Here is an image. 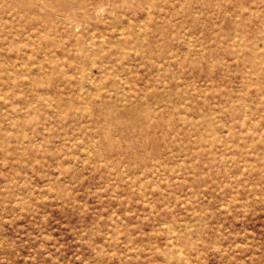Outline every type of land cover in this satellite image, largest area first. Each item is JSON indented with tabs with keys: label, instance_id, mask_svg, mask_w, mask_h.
Masks as SVG:
<instances>
[{
	"label": "rangeland",
	"instance_id": "1",
	"mask_svg": "<svg viewBox=\"0 0 264 264\" xmlns=\"http://www.w3.org/2000/svg\"><path fill=\"white\" fill-rule=\"evenodd\" d=\"M0 264H264V0H0Z\"/></svg>",
	"mask_w": 264,
	"mask_h": 264
},
{
	"label": "bare ground",
	"instance_id": "2",
	"mask_svg": "<svg viewBox=\"0 0 264 264\" xmlns=\"http://www.w3.org/2000/svg\"><path fill=\"white\" fill-rule=\"evenodd\" d=\"M104 3V2H103ZM103 3H101V4H103ZM29 5H30V2H29ZM147 7V6H146ZM31 8H33V6L31 7ZM97 8V7H96ZM42 11V10H41ZM29 12V11H28ZM99 12V11H98ZM149 13V12H148ZM96 14H97V12H96ZM68 15V14H67ZM70 18H72V17H70ZM69 18V19H70ZM72 20V19H71ZM121 21V20H120ZM75 22V21H74ZM142 23V22H141ZM88 25V24H87ZM122 26V25H121ZM104 27V26H103ZM123 27V26H122ZM129 27V26H128ZM77 28V27H76ZM36 33V32H35ZM78 33V32H77ZM120 34V33H119ZM121 35V34H120ZM102 38V37H101ZM27 40V39H26ZM13 41V40H12ZM88 42V41H87ZM33 46H34V44H33ZM97 49V48H96ZM119 50V49H118ZM119 52V51H118ZM101 55V54H100ZM28 56V55H27ZM38 62H40V61H38ZM41 63V62H40ZM93 63V62H92ZM94 64V63H93ZM40 67V66H39ZM89 68H90V65H89ZM84 69V68H83ZM87 70V69H86ZM90 70V69H89ZM112 71V70H111ZM84 74V73H83ZM86 74V73H85ZM117 75V74H116ZM102 76V75H101ZM114 78V77H113ZM34 79V78H33ZM98 79V78H97ZM21 81V80H20ZM98 81V80H97ZM86 83V82H85ZM97 83V82H96ZM98 84V83H97ZM83 85H84V83H83ZM97 86V85H96ZM95 86V87H96ZM84 89V88H83ZM98 89H99V87H98ZM23 91V90H22ZM82 93V92H81ZM111 94V93H110ZM140 95V94H139ZM138 96V95H137ZM118 97H119V95H118ZM41 100V99H40ZM39 101V100H38ZM85 104V103H84ZM87 107V106H86ZM126 109V108H125ZM88 110V109H87ZM127 110V109H126ZM82 111V110H81ZM90 112V111H89ZM92 116V115H91ZM39 143V142H38ZM40 144V143H39ZM179 253V252H178ZM182 254V253H181ZM186 260V259H185Z\"/></svg>",
	"mask_w": 264,
	"mask_h": 264
}]
</instances>
